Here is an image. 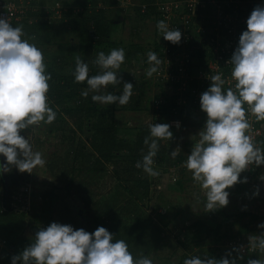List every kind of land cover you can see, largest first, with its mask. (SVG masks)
I'll list each match as a JSON object with an SVG mask.
<instances>
[{
    "label": "clouds",
    "instance_id": "1",
    "mask_svg": "<svg viewBox=\"0 0 264 264\" xmlns=\"http://www.w3.org/2000/svg\"><path fill=\"white\" fill-rule=\"evenodd\" d=\"M162 37L174 44L179 43L182 32L169 27L165 20L156 25ZM31 39H35L32 37ZM126 58L124 48H113L107 54L99 51L92 63L99 68L90 75V67L79 56L75 57L74 81L87 86L81 96L102 105H127L133 95L134 85L122 82L120 69ZM148 67L145 76L150 78L159 71L162 63L156 52H147ZM230 79L223 73L212 74L207 91L200 97L201 110L207 119L194 141L190 155L184 161L193 180L204 192L208 212L229 204V191L237 183H247L241 174L249 166L264 165V147L254 143L250 133L252 127L249 114L256 121H264V5L257 6L247 19V30L243 31L238 47L231 60ZM52 74L46 71L44 55L35 43L30 42L23 25L14 26L9 19L0 17V176L10 173L12 167L21 173H33L45 167L44 153L34 150L32 133L42 123L51 125L57 119V112L49 100V82ZM234 85L225 88L226 82ZM119 87L121 94L110 91ZM179 128V122H176ZM31 130L28 138L21 135ZM174 133L169 123L149 125V135L144 138L142 158L135 164L149 176H158L153 167L161 141H171ZM181 153L177 147L170 156ZM264 180V175L260 177ZM259 189L254 195L259 196ZM258 227L259 234L248 237L247 249L264 254V222ZM105 227L100 226L89 233L83 228L52 222L41 227L31 243L18 255L11 258V264H154L152 258L141 254L134 258L124 239H114ZM245 246H233L225 255L216 258L211 255H193L183 264H240L244 260ZM247 264H264V255L258 259H247Z\"/></svg>",
    "mask_w": 264,
    "mask_h": 264
},
{
    "label": "rangeland",
    "instance_id": "2",
    "mask_svg": "<svg viewBox=\"0 0 264 264\" xmlns=\"http://www.w3.org/2000/svg\"><path fill=\"white\" fill-rule=\"evenodd\" d=\"M57 1L62 2L64 0H46L48 6L47 9L46 6L44 7L46 11V16L43 18L45 19L44 24L34 20L29 22L28 19L24 23L17 24V26L23 25L30 42L35 43L42 50L47 72L51 67L50 64L57 66L56 57H63L67 62L51 71L52 77L72 75L75 67V57H81L84 54L77 34L78 25L69 20L67 16L60 19L65 22L60 21L65 27L64 31L55 32V37L51 42L47 40V31L50 30L48 26L54 27L55 25L50 19L51 14L54 13L52 10L57 7ZM74 1L82 2L84 0ZM250 1L253 0H210L209 6L204 5V7L210 8L209 17L217 18L227 8V3L233 7L236 6V8L245 6V9H243L245 11L249 7L252 9L253 3ZM257 2L259 4L255 5L264 4L262 0ZM83 5H85V1L81 4V6ZM137 6L138 1L135 0L134 5L129 6V8L118 7L117 14H115L116 11L113 13L110 22L113 19H118L121 15L130 16L131 19L128 18L123 27L118 28V25L113 27L109 39L105 42L106 45L97 48L99 51L108 53L113 48L122 47L126 52L125 61L119 70L122 77L119 87L122 89L123 82H131L134 85L133 95L129 103L124 106L98 104L101 109L100 112L106 113L109 119L117 124L119 137L133 144L137 138V130L143 124L153 123H169L171 131L174 133V138L169 143L168 161L165 167H156L155 170L159 172V175L150 176L154 198L151 199V196H149V201L141 203L145 211H152L155 225L165 223L162 217L165 221H168L169 226L165 227L166 236L152 237L151 243L142 241L139 245H135L133 256L135 258L141 254L147 255L153 259L154 264H183L184 259L193 255L224 256L226 251L231 249L228 244L229 241L238 237L248 239L249 235L261 232L258 225L264 222V202L259 203L258 197H255L254 192L249 188L252 186L257 188V184L264 182L260 179L264 175V165L261 166L262 174H259V170H257V176L249 177L251 184L249 182L237 183L228 189L230 195L229 204L226 207L208 212L209 210L205 207L203 190L193 180L191 172L184 166V161L187 159V155L191 154L194 143L191 137L198 135L204 126L207 115L201 110L200 105H193L192 96L190 98L184 95L185 89L181 88L180 85L168 83L167 79H159L158 72L150 78L145 76L144 70L148 66L145 65L144 59L147 57L149 50L154 51L158 29L156 20L142 22L134 15L133 10ZM249 16L243 15L238 18L239 20H232L233 25L236 27L235 40L237 47L242 32L247 30V17ZM56 25L58 24L56 23ZM60 27L58 26L59 29ZM41 30L43 32H40ZM55 30L57 29L55 28ZM43 34L44 37L42 38ZM218 34L222 37L227 33L222 29H217L214 34L215 37ZM32 37L35 39H31ZM114 42H116L115 46L112 45ZM198 44L199 42L196 45ZM133 45L145 47L146 52L141 53L138 58L129 59L127 53L135 51ZM231 84H226V88L232 86ZM119 87L114 89L109 86V90L120 95L119 91L121 89ZM173 111H177L175 116L172 114ZM249 118L255 119L251 114H249ZM176 122H179V128L176 127ZM258 123L261 127L259 129L261 130V139L264 142V121ZM49 129L47 124L42 123L40 129L38 128L35 131L38 130L39 134H32L33 148L44 153L47 161L45 167L35 169L33 172L35 175L27 172L21 173L15 167H12L10 173H4L12 201L10 206L13 209H16L17 205L31 202V189H36L34 193L39 191L38 193L42 194L38 200L42 208L38 210V213L32 212L31 217L28 219V227H26L21 237L14 242L16 246H20L19 253L24 250L25 244L28 246L31 243L30 238L41 227L47 228L52 222H57L72 225L75 229L83 228L88 231L92 227L99 226L97 216L100 212H102V215L105 214L103 211H106L105 209L109 207L123 209L128 201L127 191L124 190L120 176H117L113 167L110 166L107 172L104 173L88 172L87 175L85 174L86 177H83V181L76 182L77 186L70 187L67 190L66 180L72 178L73 175V163L71 161L73 154L70 150L75 148H71V143H67L63 131L62 133L50 132ZM29 130H24V133H27L28 136L31 134ZM177 147L181 149V153L173 158L170 153ZM3 161L6 162V157H3ZM32 176H35V178H31ZM178 183H180V186ZM130 186H133V184ZM181 186L182 188H180ZM169 187L183 190L180 196L186 201L183 202V205L177 206L179 205L177 202H180L179 199L174 197L170 198L171 201L167 199L170 204L168 209L171 213L165 216V214H161V211H165L168 205L157 202V196L165 193V190ZM77 189L83 192H77ZM47 192L51 194L47 196ZM118 212L120 213V211ZM245 212L259 215L262 220L252 221V216L244 215ZM117 216L119 217L118 214ZM183 220L184 222H182ZM178 223L179 225H177ZM191 223L192 227H187V224L190 225ZM118 226L115 221H109L107 226L110 229L109 232L115 236L114 239H116L114 228L124 231L120 225ZM208 229H211L212 232L208 233ZM171 234H178V236H172ZM10 244L14 246L12 241H10Z\"/></svg>",
    "mask_w": 264,
    "mask_h": 264
},
{
    "label": "trees",
    "instance_id": "3",
    "mask_svg": "<svg viewBox=\"0 0 264 264\" xmlns=\"http://www.w3.org/2000/svg\"><path fill=\"white\" fill-rule=\"evenodd\" d=\"M84 1L85 5L80 6L79 10L76 12H74L75 8L73 9L72 5L76 6L77 1L71 2V0H64L59 2V4L61 6L62 14L64 16H68L66 14H71L74 18V22L78 25L77 34L79 35L81 49H83L84 52L80 58L89 64L90 75H95L98 72V67L95 66L92 61L96 58L97 51H99L97 48L106 45L105 42L109 39L113 27H116L117 25L118 28L123 27L125 21L128 18L131 19V17L121 15L118 19H113L110 22L113 13L116 11L115 14H117L118 12V0ZM137 1L138 6L133 10V13H135L134 15H136L140 21L146 22L153 19L156 20V22L159 21L156 9L157 4L159 1L166 0ZM257 1L258 0L250 1L253 3L252 6L249 4L252 9L249 7V9H246L245 11H243L245 6L236 8V6L233 7L227 3V8L225 7L226 9L223 10L219 15L220 17L217 18L209 17L210 8H199L196 17L201 20L203 27L209 29L211 34L209 36H202V39H195L191 42L195 47L193 48V56L204 60L206 58H212V60H215L216 58L214 54H212L206 47V37H215L214 34L217 32V29H222L225 33H228L229 29L227 25H231V23L228 21L229 19L227 17L230 16L232 20H239L238 18H241L243 15L249 16L257 6L264 5H255L259 4ZM38 2L40 8L43 9L38 12H31L30 16H41L46 13L44 8L47 6L46 0H38ZM209 3L210 0H207L206 5L209 6ZM142 7H146V10L142 9ZM247 10L249 11V15ZM157 34L158 30L156 36ZM229 35L231 36V34ZM222 37L226 39L228 38V34ZM197 42H199L198 45H196ZM115 44L116 42L112 43L113 46H115ZM122 45L126 44L123 43ZM154 46V52H159L156 39ZM133 47L135 51H129L127 53L129 59L138 58L141 53L146 52V48L140 45H133ZM104 52L106 53V51ZM144 63L149 66L147 63V57L144 59ZM51 71L53 70L51 69ZM49 84L50 88L48 96L50 101L53 102V109L57 112V119L51 125H47L50 128L49 131L61 133L63 131L67 143H71L70 147L75 148L70 150L72 151L71 154H73L71 160L73 163V175L72 178L66 180L65 186L67 190H69L70 187L73 188L74 186H77L76 182L83 181V177H86L85 174L87 175L88 172H95L97 174L104 173L107 172L108 167L110 166L113 167L116 175L120 176L119 178L122 185H124V190L127 191L126 195L128 201L123 209L109 207L105 209L106 211H103L105 214L102 215V212H100L97 216L99 226L92 227V231L94 232L100 226L105 227L109 231L110 229L107 228L109 221H115L117 226L120 225L121 229L124 230L122 232L113 227L115 229L114 233L116 239H124L128 243L131 252L132 249L134 251V246L139 245L142 241L148 243L145 241L147 238L151 243L152 237L158 238L157 236H166L165 229L153 226L154 221L149 220L143 209L139 206V202H143L149 198L152 184L150 176L145 174L142 169H137L135 167L136 162L142 158L141 150L143 149L145 152L147 151V148L144 145V138L149 135L150 124H143L142 127L137 130L138 134L136 141L133 144L129 143L126 139L119 137L117 124L110 120L106 113L100 112L101 109L98 106V103L91 100V95L88 98L81 96V90L87 85L76 83L74 81L73 73L68 76L62 75L61 77H52ZM175 103L177 104L178 102L176 101ZM175 112L177 111H173V116H175ZM169 143L170 141H161L160 150L154 158V169H156V167H165L168 161ZM180 161L182 162V160ZM261 166H249V169L241 174V179L244 175L250 178L251 176H257V170H259V174H262ZM131 184H133V186H130ZM178 184L180 186V183ZM180 188H182V186ZM77 192L83 191L77 189ZM88 193L90 192L88 191ZM49 194L51 193L47 192L46 195L48 196ZM4 207L5 210L0 215V224L3 223L4 228H0V235L12 241L14 244V242L19 239V234L24 232L25 223L21 216H19V213L15 212L10 206L9 201H7ZM118 211H120V213ZM243 214L246 216H252V221L262 220L259 215H254L249 212ZM168 226L169 224L166 227ZM118 228L120 227L118 226ZM207 232L211 233L212 230L208 229ZM19 247V245L16 246V244H14L12 252L5 256L6 262L11 263L13 255L19 253ZM260 256H262V254H255L252 255L251 258L258 259ZM214 257L220 258L222 256L218 255ZM248 258L249 257L244 256V260L241 261L240 264H247Z\"/></svg>",
    "mask_w": 264,
    "mask_h": 264
},
{
    "label": "built area",
    "instance_id": "4",
    "mask_svg": "<svg viewBox=\"0 0 264 264\" xmlns=\"http://www.w3.org/2000/svg\"><path fill=\"white\" fill-rule=\"evenodd\" d=\"M206 1L166 0L159 1L156 8L159 21L165 20L170 28H178L182 32L181 41L174 44L164 39L158 31L156 41L159 52H157V55L162 61L158 71V78L162 80L167 79L168 83L180 85L181 88L185 89L184 95L190 98L192 96L194 100L193 105H200L202 93L207 91L212 83L209 79L212 74L223 73L226 81L230 79L232 66L228 62L237 48L235 40L236 27L233 25L234 22H231L230 16H228V21L231 23V25H227L229 29L227 33L228 38L225 39L220 35L206 37V47L214 54L216 59L206 58L204 60L193 56V48L195 47L191 42L195 39H202V36H209L211 34L209 29L203 27L201 20L196 17L197 10L203 8L206 5ZM134 2L135 0H118L119 7L124 8H129V6L134 5ZM56 6L53 10L60 12V5ZM42 9L39 6L38 0H0V17L9 19V22L15 26L22 22L24 23L27 19L29 20L31 12H38ZM142 9L146 10V7H142ZM226 84L228 83L226 82ZM231 85H234V81ZM249 120L252 125L249 134L253 142L263 147L259 121L250 118ZM251 166L254 167V165ZM228 244L231 248L233 246H245L246 251L244 256L246 257L261 254L258 250L247 249L249 240L242 237L233 239ZM9 248L11 247L8 245L7 240L0 237V264H9L2 259L11 251Z\"/></svg>",
    "mask_w": 264,
    "mask_h": 264
},
{
    "label": "crops",
    "instance_id": "5",
    "mask_svg": "<svg viewBox=\"0 0 264 264\" xmlns=\"http://www.w3.org/2000/svg\"><path fill=\"white\" fill-rule=\"evenodd\" d=\"M71 2H76V1H74V0H71ZM83 2V1H82ZM82 2H80V1H77V4H76V6L75 5H72V8L74 9L75 8V10H74V12H76V11H78L79 10V8H80V6H81V3ZM57 4L56 5H58L59 4V2L57 1L56 2ZM60 5V4H59ZM48 6V5H47ZM47 6H46V9H47ZM61 7V6H60ZM71 7V6H70ZM55 9V8H54ZM54 13H52L51 14V19H50V21L53 23V24H55L54 25V27L53 26H51V25H49L48 26V29H50L49 31H47L48 32V34H47V37H48V41L49 42H51L52 41V39H54V37H55V32H57V33H59V31H64V29H65V27H64V25H63V23H65V22H63L62 20H60L61 18H64V17H66V16H64L63 14H62V10L60 11V12H56V10L54 11V10H52ZM56 14V15H55ZM58 15V16H57ZM66 15H68L67 17H69V20H71V21H74V18H73V16L71 15V14H66ZM46 16V13L44 14V15H41V16H30V18H29V22L30 21H32V20H34V21H38V23L39 22H41V24H44L45 22H44V20L45 19H43L44 17ZM48 16V15H47ZM49 17V16H48ZM58 18H59V20H58ZM60 21H62L63 23H61ZM56 23L58 24V25H56ZM57 26V27H56ZM58 26H61L60 27V29L58 28ZM55 28L57 29V30H55ZM44 29V28H43ZM46 29H47V27H46ZM40 32H43V30H41ZM40 32H39V36H40ZM41 35H42V33H41ZM44 37V34H43V36H42V38ZM51 39V40H50ZM54 42V41H53ZM56 59H57V66H61V65H64V64H66L67 62L65 61V59H63V57H61V58H59V57H56ZM50 69H49V71L48 72H51V69L54 71V69L57 67L55 64H50ZM97 71H99V69L97 70ZM57 77H59V76H57ZM50 103H51V106H53L52 105V103L53 102H51L50 101ZM41 126V125H40ZM40 126H38V127H36V129H40ZM26 131H28V130H26ZM29 132H30V130H29ZM34 133V134H33ZM32 134L33 135H35V134H39L38 133V130H37V132H33ZM262 146L264 147V142H263V140H262ZM0 160H3V156H1L0 157ZM34 175H35V173H33ZM178 176V175H177ZM244 177H247V176H245L244 175ZM243 177V178H244ZM31 178H35V176H32ZM242 178V179H243ZM248 178V182H249V184H251L250 183V180H249V177H247ZM6 181H7V178L5 177V175L3 174L2 176H0V215H1V213H3V211L5 210V204L7 203V201H9L10 203L12 202L11 201V199H10V192H9V189H8V186H7V184H6ZM33 188V187H32ZM257 188L259 189V192H260V194H259V196H255V197H258V201H259V203L261 202H264V182L262 181L261 183H259V184H257ZM257 188H256V186H252V187H250L249 189L251 190V191H253L254 193H255V191L257 190ZM34 190H36V189H31V202L29 203V204H27V203H23V204H20V205H17L18 207L16 208V209H14L15 210V212H17V213H19V216H21V218H22V220H24V223H25V229H26V227H28V219H29V217H31V214H32V212H36V213H38V210L39 209H41L42 207H41V203L40 202H38V200H39V197L42 195V194H40V193H38L39 191V189L37 190L38 192L37 193H34ZM152 190L153 189H150V195L149 196H151V199H153L154 198V193H152ZM181 191L183 192V190H181V189H178V188H174V187H169L167 190H165V193H163V194H159L158 196H157V202H159L160 204H162V205H168L167 206V208L165 209V211H161V214H165V216H167L166 214H169V213H171V211L168 209V208H170V204H169V201H171L170 200V198H172V197H174V198H177V199H179L180 200V202L178 201L177 203L179 204V205H177V206H181V205H183V202H185L186 200L184 199V198H182V196H180L181 195ZM47 194V193H46ZM169 197V198H168ZM167 199L169 200V201H167ZM149 201V199H146L145 201H143V202H139V206L143 209V207L141 206V203H144V202H146V201ZM19 201V203H20V199L18 200ZM144 206H145V204H144ZM143 211L145 212V214L147 215V217L149 218V220H153L154 221V219H153V214H152V211H150V210H148V211H145V208L143 209ZM150 212H151V214H150ZM178 212V211H177ZM180 212V211H179ZM162 219H163V221L165 222V223H157L156 225L154 224V222H153V226H158V227H162V228H164L165 229V227L169 224V223H167L168 221H165V219H164V217H162ZM177 220H179V219H177ZM182 222H184V220L182 221ZM172 225H173V223H171ZM192 224V223H191ZM191 224L190 225H188L187 224V227H191ZM177 225H179V223L177 224ZM4 228V225H3V223H1L0 224V228ZM183 229V228H182ZM86 231H87V229H85ZM174 231V230H173ZM172 231V232H173ZM24 232H25V230H24ZM24 232H21L20 234H19V238L21 237V235H22V233H24ZM87 232H89V233H92L93 231H92V228H90V230H88ZM172 236H178V234H175V235H173V234H171ZM0 237L2 238V239H5V240H7V243H8V245H10V247L11 248H9L10 250L12 249V247L13 246H11V244H10V240H8V239H6V238H4V237H2L1 235H0ZM145 241H147L148 243H149V241H148V238L147 239H145ZM161 243V242H160ZM23 246V245H22ZM26 247V244H25V246H24V248ZM19 249V248H18ZM10 252H12V251H10ZM9 252V253H10ZM132 252H133V249H132ZM14 256V255H13ZM2 259H4L5 260V257H3ZM9 264H11V263H9Z\"/></svg>",
    "mask_w": 264,
    "mask_h": 264
},
{
    "label": "flooded vegetation",
    "instance_id": "6",
    "mask_svg": "<svg viewBox=\"0 0 264 264\" xmlns=\"http://www.w3.org/2000/svg\"><path fill=\"white\" fill-rule=\"evenodd\" d=\"M21 134L25 137V138H28V134L27 133H24V131L21 132ZM1 157V156H0ZM7 184V182H6Z\"/></svg>",
    "mask_w": 264,
    "mask_h": 264
}]
</instances>
